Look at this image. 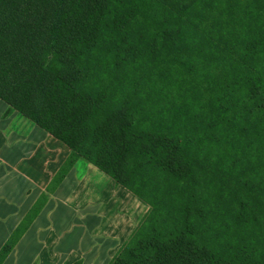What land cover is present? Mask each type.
Returning a JSON list of instances; mask_svg holds the SVG:
<instances>
[{
    "label": "trees",
    "instance_id": "trees-1",
    "mask_svg": "<svg viewBox=\"0 0 264 264\" xmlns=\"http://www.w3.org/2000/svg\"><path fill=\"white\" fill-rule=\"evenodd\" d=\"M0 100L148 203L109 264L248 263L194 235L200 209L130 182L189 175L187 155L262 176L264 0H0Z\"/></svg>",
    "mask_w": 264,
    "mask_h": 264
},
{
    "label": "crops",
    "instance_id": "crops-1",
    "mask_svg": "<svg viewBox=\"0 0 264 264\" xmlns=\"http://www.w3.org/2000/svg\"><path fill=\"white\" fill-rule=\"evenodd\" d=\"M148 210L0 100V264H109Z\"/></svg>",
    "mask_w": 264,
    "mask_h": 264
},
{
    "label": "rangeland",
    "instance_id": "rangeland-1",
    "mask_svg": "<svg viewBox=\"0 0 264 264\" xmlns=\"http://www.w3.org/2000/svg\"><path fill=\"white\" fill-rule=\"evenodd\" d=\"M193 57L192 66L204 72L214 64H224L217 57L209 61L196 55ZM188 77L195 79V88L201 90L197 75L191 74ZM173 95L185 103L186 116L197 115L199 109L196 104H203L204 101V94L203 99L194 100L185 89L181 91V99L180 93ZM187 156L189 168L186 171H189V175L164 181L161 176L153 173L144 181L135 177L130 187L138 188L146 198L157 199L167 189L173 201L182 208V214L187 208H193V211L200 209L201 217L195 220L192 230L194 235L214 246L224 256L240 251L246 253L247 264H264V173L255 176L241 165L223 168L216 161L208 162ZM215 205H219L220 210L212 217L211 208Z\"/></svg>",
    "mask_w": 264,
    "mask_h": 264
}]
</instances>
